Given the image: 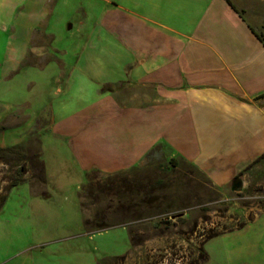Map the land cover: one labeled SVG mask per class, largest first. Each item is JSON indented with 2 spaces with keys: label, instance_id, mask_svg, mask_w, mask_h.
<instances>
[{
  "label": "crops",
  "instance_id": "obj_1",
  "mask_svg": "<svg viewBox=\"0 0 264 264\" xmlns=\"http://www.w3.org/2000/svg\"><path fill=\"white\" fill-rule=\"evenodd\" d=\"M61 8L75 26L50 33ZM257 36L264 38V0H0V73L33 63L42 70L52 61L58 98L48 126L39 116L43 104L35 126L65 149L51 152L64 174L84 183L91 171L121 173L152 153L223 189L264 154V43ZM49 38L64 46L50 48ZM68 55L88 57L69 65L61 61ZM117 56L128 60L108 62ZM26 117L7 113L0 122L10 128Z\"/></svg>",
  "mask_w": 264,
  "mask_h": 264
},
{
  "label": "rangeland",
  "instance_id": "obj_2",
  "mask_svg": "<svg viewBox=\"0 0 264 264\" xmlns=\"http://www.w3.org/2000/svg\"><path fill=\"white\" fill-rule=\"evenodd\" d=\"M72 23L61 8L50 18L49 32L70 33ZM48 42L50 48L64 46ZM87 57L68 55L61 61L83 64ZM115 58L108 62L128 60ZM52 66L49 61L41 70L33 63L6 77L0 73V121L7 113L27 116L10 128L0 122V144L22 139L0 147V264H186L208 232L240 222L246 223L241 229L203 245L201 264H264V159L239 176V190L218 189L189 165L172 166L160 155L117 174L91 171L83 183L79 175L63 173L51 154L62 156L65 149L48 137V128L38 132L35 126L41 104L46 107L39 116L48 126L50 105L58 98L52 92ZM38 140L49 162V182ZM158 180L161 185L149 191L146 182ZM140 185L147 188L141 193L159 196L155 203H141L133 195ZM121 204H137L139 215L132 217Z\"/></svg>",
  "mask_w": 264,
  "mask_h": 264
},
{
  "label": "trees",
  "instance_id": "obj_3",
  "mask_svg": "<svg viewBox=\"0 0 264 264\" xmlns=\"http://www.w3.org/2000/svg\"><path fill=\"white\" fill-rule=\"evenodd\" d=\"M259 38V40L261 42L264 43V38L260 37V36H257ZM264 95V94H263ZM150 154L147 156L149 157ZM262 159H264V154H262L261 156H259L257 159H255L252 163H250L248 166H246L239 174L238 176L242 175L245 171H247L249 168H251L252 166H254L255 164H257L258 162H260ZM169 163L172 165V166H176V161L175 160H170ZM203 175V174H202ZM204 176V175H203ZM18 182L16 183H13L12 186H15ZM146 185H147V188L149 191H152L154 192L156 190V188L158 186L161 185L160 183V180H158L157 182H146ZM143 185H140V188H136V189H133L132 190V193L133 195H137L138 197H140V201L141 203H146V204H153L156 202V200L159 198V196H156V194H152V195H148V193L146 192H142L141 193V189L146 190L144 188ZM148 195V196H147ZM121 207V209L124 211V212H131V215L133 217V215H135V213L138 214V210H137V204L133 205L132 208H130V206L128 205H119ZM137 210V212L135 211ZM246 223L245 222H240L237 226H235L234 228H231V229H220V230H213L211 232H208L205 237L203 238L202 242L200 243L199 246L196 247L195 249V252L197 253L196 254V257L193 256L191 257L186 264H201L202 262H204L206 260V254L204 252V249H203V245L208 241L210 240L211 238L213 237H216L220 234H223L225 232H229V231H232V230H238V229H241ZM98 227V229H103V224L101 223H98L96 225ZM192 252V251H191ZM195 257V258H194Z\"/></svg>",
  "mask_w": 264,
  "mask_h": 264
},
{
  "label": "water",
  "instance_id": "obj_4",
  "mask_svg": "<svg viewBox=\"0 0 264 264\" xmlns=\"http://www.w3.org/2000/svg\"><path fill=\"white\" fill-rule=\"evenodd\" d=\"M241 188V180L236 178L232 184V190H239Z\"/></svg>",
  "mask_w": 264,
  "mask_h": 264
}]
</instances>
